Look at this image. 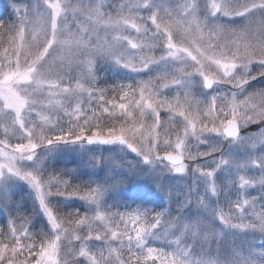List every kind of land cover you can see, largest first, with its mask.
<instances>
[{"label": "snow or ice", "instance_id": "obj_1", "mask_svg": "<svg viewBox=\"0 0 264 264\" xmlns=\"http://www.w3.org/2000/svg\"><path fill=\"white\" fill-rule=\"evenodd\" d=\"M8 7L0 264H264V0Z\"/></svg>", "mask_w": 264, "mask_h": 264}, {"label": "rangeland", "instance_id": "obj_2", "mask_svg": "<svg viewBox=\"0 0 264 264\" xmlns=\"http://www.w3.org/2000/svg\"><path fill=\"white\" fill-rule=\"evenodd\" d=\"M112 2H113V0H108V3H112ZM10 3H12V0H0V19H4V20H7L8 19V12L10 11V8L8 6H9ZM16 3L19 6L23 7L25 4H30L31 3V0H16ZM10 35H12V34L4 31L3 29H0V53L3 52V49L4 48H9L10 47ZM225 38H227V37H225ZM85 71H86V69H85ZM123 82L124 83H127V81H123ZM110 83H111V81L109 82V85L100 84V85H98V87H100V88H106V87H109L110 86ZM85 86H87V85H85ZM254 90L255 89H249V91H254ZM114 95H116V94H114V93H112V92L109 91V92H107L105 94V98L110 100V99L113 98ZM95 103H102V102L96 101ZM95 103H94L93 107H95ZM102 123L103 124H106V125H111V124L114 123V121H113L112 118L105 116L103 118V120H102ZM147 123L150 124L151 121L149 120V121H147ZM162 123L164 124V127L165 128H171V126H172V122L168 121L167 118H166V116H162ZM177 127H178V125H177ZM261 127H264V125L258 123V124H255V125L251 126L248 129V131H250V132H256ZM2 138L3 137L0 136V139H2ZM109 203H111V201H109ZM116 210L117 209H113V211H116ZM257 210L258 211L260 210L259 209V206L257 207ZM57 211L59 212L60 210H57ZM119 211H121V212L128 211V209L121 208V209H119ZM59 215H61V214L59 213ZM64 219H66V218H64ZM73 219H78V217H76V218L73 217ZM66 226L73 227L71 225H66ZM95 227H97V228L100 227L99 222L96 223ZM261 238H262L261 237V233H259V232H256L254 234L253 233H250L249 234V237H248L249 240H253L254 239L256 241H259ZM229 239H231V238H229ZM5 242H7V241L5 240ZM74 243L77 244V245L79 244V242H74ZM63 248H64V245L62 244V252H61V256L62 257H63V254H64L63 253ZM77 251H78V248H77ZM80 259H83V258H80ZM85 264H88V262L85 261ZM150 264H151V262H150Z\"/></svg>", "mask_w": 264, "mask_h": 264}, {"label": "trees", "instance_id": "obj_3", "mask_svg": "<svg viewBox=\"0 0 264 264\" xmlns=\"http://www.w3.org/2000/svg\"><path fill=\"white\" fill-rule=\"evenodd\" d=\"M66 122H67V121H65V123H66ZM57 210H60L58 213L61 214V215H60L61 217L67 219V212H68L67 209H65V208L61 205ZM75 218H76V217H75Z\"/></svg>", "mask_w": 264, "mask_h": 264}]
</instances>
